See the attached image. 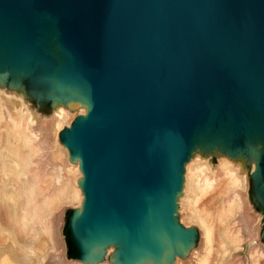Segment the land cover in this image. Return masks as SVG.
Returning a JSON list of instances; mask_svg holds the SVG:
<instances>
[{
    "label": "water",
    "instance_id": "obj_1",
    "mask_svg": "<svg viewBox=\"0 0 264 264\" xmlns=\"http://www.w3.org/2000/svg\"><path fill=\"white\" fill-rule=\"evenodd\" d=\"M0 67L89 105L63 139L86 256L118 241L116 264H164L189 243L175 199L200 141L258 139L264 181V0H0Z\"/></svg>",
    "mask_w": 264,
    "mask_h": 264
},
{
    "label": "bare ground",
    "instance_id": "obj_2",
    "mask_svg": "<svg viewBox=\"0 0 264 264\" xmlns=\"http://www.w3.org/2000/svg\"><path fill=\"white\" fill-rule=\"evenodd\" d=\"M43 89L24 71L0 67V246H8L21 264H40L51 244L44 216L64 201L76 204L59 210L81 209L85 199L81 162L70 157L60 133L86 115L89 105L73 88L60 91L53 83L44 97L38 93ZM262 150L258 139L236 150L221 141H200L192 147L183 162L174 218L193 230L196 246L187 259L174 251L171 264H264L259 223L264 181L257 180ZM56 233L66 264L68 243ZM120 247L118 241L111 242L91 256L78 250L76 261L116 264L111 256ZM1 264L17 263L5 257Z\"/></svg>",
    "mask_w": 264,
    "mask_h": 264
},
{
    "label": "rangeland",
    "instance_id": "obj_3",
    "mask_svg": "<svg viewBox=\"0 0 264 264\" xmlns=\"http://www.w3.org/2000/svg\"><path fill=\"white\" fill-rule=\"evenodd\" d=\"M35 77L36 78H33V79L35 81H37V83L40 82L44 86V89L42 90L43 92H38V93L42 94L41 96H43V97L47 96L49 94L47 91L49 89L47 81H45L40 76H35ZM37 77H39L40 79ZM84 116L85 115H79L77 120H80L81 117H84ZM74 124H78V123H74ZM68 136H69L68 129L67 128L63 129L60 133V140L62 142H64L63 139L65 137H68ZM70 157L72 159L76 158V154L72 150L70 153ZM42 171H44V170H42ZM257 180H260V181L262 180L260 174H258ZM262 188L264 189V186ZM49 193H50V190H47V192L45 194H49ZM43 198H44V196L42 198H40V200ZM64 204L74 205V204H76V202L73 200L72 201H64V202L58 204L56 207H54L49 214L44 216V222L46 224V227L48 229V232H49V235L51 238V244L47 246L46 254L42 258V260L40 261V264H63L64 263V261L61 259L60 242H59V238L57 237L56 229H57V232L60 234V237L64 240V243L65 242H66V244L68 243L66 245V257H63V258H65L66 264L67 263L68 264H78L76 259H79V255H77V253H76L78 251V248L75 245V242H76L75 239L76 238L74 237V235H75L76 227L74 226V224H75V220H77L79 217V214H80L79 212L81 209H74V208L67 206V207L59 210L61 208V206ZM259 223H260V230H261L260 231L261 232V239H262V237L264 239V216L260 218ZM182 228L185 229V231L187 233L186 235L188 237L189 243L186 244V246H183V249L181 251L177 250V249H174V251L176 253L180 254L185 259H187L189 257V250L191 249V247L196 246V243H195L196 234L193 232V230H191L189 228H184V227H182ZM71 243L73 245L72 246L73 250L71 247ZM69 244H70V247L68 249ZM17 252H19V250ZM5 257L9 258L13 263L21 264V260L17 259V257L15 258L14 254H12L8 250V246L2 244V246H0V264H1V260L5 259ZM119 257H120L119 249H117L115 252L112 253L111 258L114 259V261H116L115 259H119ZM171 260L165 262L164 264H171V262H170ZM18 261H20V262H18ZM86 263L87 264H94L95 262L89 261ZM23 264H35V262L34 261H27ZM118 264H124V263L118 262ZM149 264H150V261H149Z\"/></svg>",
    "mask_w": 264,
    "mask_h": 264
},
{
    "label": "trees",
    "instance_id": "obj_4",
    "mask_svg": "<svg viewBox=\"0 0 264 264\" xmlns=\"http://www.w3.org/2000/svg\"><path fill=\"white\" fill-rule=\"evenodd\" d=\"M83 233V232H82Z\"/></svg>",
    "mask_w": 264,
    "mask_h": 264
}]
</instances>
